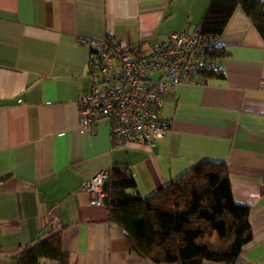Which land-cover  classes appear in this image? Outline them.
<instances>
[{"label":"crops","instance_id":"0c3cea01","mask_svg":"<svg viewBox=\"0 0 264 264\" xmlns=\"http://www.w3.org/2000/svg\"><path fill=\"white\" fill-rule=\"evenodd\" d=\"M210 1L0 0V264L57 231L70 264H156L83 184L119 163L146 197L201 161L225 163L235 201L252 209L253 237L234 264H264V39L241 7L218 36L222 76L162 94L171 125L158 146L113 148L107 123L89 133L80 122L91 47L79 38L193 32Z\"/></svg>","mask_w":264,"mask_h":264},{"label":"trees","instance_id":"16d2710c","mask_svg":"<svg viewBox=\"0 0 264 264\" xmlns=\"http://www.w3.org/2000/svg\"><path fill=\"white\" fill-rule=\"evenodd\" d=\"M238 7L264 39V0H211L201 33L221 35ZM214 53L216 58L227 55L219 45ZM104 192L109 221L125 229L133 248L156 264H234L253 237L252 209L235 201L225 163L201 161L146 197L139 194L130 169L113 163ZM16 264H70L62 232L25 248Z\"/></svg>","mask_w":264,"mask_h":264},{"label":"built area","instance_id":"2783aa9c","mask_svg":"<svg viewBox=\"0 0 264 264\" xmlns=\"http://www.w3.org/2000/svg\"><path fill=\"white\" fill-rule=\"evenodd\" d=\"M79 43L91 47L90 83L79 98L81 126L93 133L101 122L107 123L113 148L130 142L158 146L171 125L162 112V94L183 84H205V73L218 70L214 53L218 36L202 34L199 27L140 44L113 36L101 45L90 38H79ZM110 171L111 166L83 184L97 205L105 204L104 186Z\"/></svg>","mask_w":264,"mask_h":264}]
</instances>
